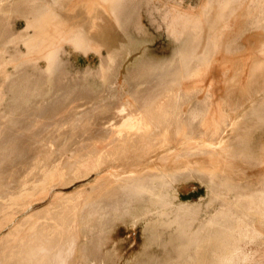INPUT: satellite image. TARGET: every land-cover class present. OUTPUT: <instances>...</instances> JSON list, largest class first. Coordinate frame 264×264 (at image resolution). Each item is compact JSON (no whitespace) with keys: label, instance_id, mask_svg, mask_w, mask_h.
Wrapping results in <instances>:
<instances>
[{"label":"rangeland","instance_id":"1","mask_svg":"<svg viewBox=\"0 0 264 264\" xmlns=\"http://www.w3.org/2000/svg\"><path fill=\"white\" fill-rule=\"evenodd\" d=\"M0 4V264H264V0Z\"/></svg>","mask_w":264,"mask_h":264},{"label":"bare ground","instance_id":"2","mask_svg":"<svg viewBox=\"0 0 264 264\" xmlns=\"http://www.w3.org/2000/svg\"><path fill=\"white\" fill-rule=\"evenodd\" d=\"M2 1V0H1ZM0 1V2H1ZM4 1V0H3ZM7 3V2H6ZM6 3H5V5H6ZM13 3V2H12ZM22 3V2H21ZM4 4V3H3ZM8 4V3H7ZM5 5H2V4H0V10H2L4 7H5ZM209 5V4H208ZM23 8V7H22ZM207 8V7H206ZM205 8V9H206ZM4 10V9H3ZM54 20V19H53ZM188 21V20H187ZM184 22V21H183ZM186 23H188V22H186ZM1 25H3V24H0V35L2 36V34H5V32H4V30L2 29V26ZM38 25V24H37ZM181 32V30H178V33H180ZM71 40V39H70ZM76 40H78V47L79 46H81V47H83V44H85V40H84V38H82L81 36H79V35H77V38H76ZM3 41H2V39L0 38V53H1V56H0V58H1V60H0V62H4V58H3V53H5V48L1 45V43H2ZM85 46V45H84ZM206 52V51H205ZM210 52V51H209ZM208 52V53H209ZM206 54V53H205ZM19 56V55H18ZM210 57V56H209ZM12 58L14 59V60H17V56L15 57V55H12ZM19 65V64H18ZM22 68V67H21ZM2 67H0V71L2 72ZM191 70V69H190ZM0 72V73H1ZM166 73V72H165ZM167 73H169L168 71H167ZM166 73V74H167ZM182 77H183V75H182ZM185 77V76H184ZM4 79V78H3ZM174 79V78H173ZM5 82V81H4ZM9 82V81H8ZM178 82V81H177ZM7 83V82H6ZM2 84L0 83V87H3V85L1 86ZM175 85V84H174ZM7 86V85H6ZM12 87H14V86H12ZM6 88V87H5ZM20 88V87H19ZM3 89V88H2ZM7 90V89H6ZM176 91H177V102L179 103V104H181L180 103V101H182V99L184 100V98L186 99V97H191V96H193V95H195L196 93H198V91H192V92H190V93H186V92H184L183 90H179L178 91V88H176ZM179 93H181V94H179ZM207 94V93H206ZM176 96V95H175ZM208 96L209 95H206V99L208 98ZM12 97H13V95H12ZM14 97H15V95H14ZM170 97V96H169ZM169 99V98H168ZM206 99H205V101H206ZM17 100V99H16ZM210 100V99H209ZM186 101V100H185ZM204 101V102H205ZM178 103H176V104H178ZM207 103V102H206ZM200 104V103H199ZM13 105V104H12ZM204 105H206V104H204ZM171 106H172V104H171ZM176 107H178V105L176 106ZM181 107V106H180ZM170 108V107H169ZM198 109V108H197ZM169 110V109H168ZM181 110V109H180ZM167 111V110H166ZM175 112V109L173 110V111H170L169 112V114L170 113H174ZM199 112H200V110H199ZM146 112H144V114H145ZM202 113V112H201ZM204 114V113H203ZM201 116V115H200ZM128 119H131V117H128ZM132 120V119H131ZM170 120H173V119H170ZM174 120H175V118H174ZM215 120V119H214ZM182 121H184V120H182ZM203 121V120H202ZM216 121V120H215ZM171 122V121H170ZM169 122V123H170ZM175 122V121H174ZM173 122V123H174ZM176 122L177 123H179V122H181L180 121V119H176ZM217 122V121H216ZM201 124H204L203 122L201 123ZM168 126H169V124H168ZM175 126H177L176 125V123H175ZM170 127H173V126H171V124H170ZM169 127V128H170ZM178 129H180V130H185V127L183 126V125H181L180 124V126H179V124H178ZM177 127H175V128H177ZM201 127V126H200ZM202 128V127H201ZM201 128H200V130H201ZM170 129H172V128H170ZM174 129V128H173ZM172 129V130H173ZM203 129V128H202ZM180 130H177L178 132H173V134L174 133H176V135H177V133L179 134V131ZM174 131V130H173ZM190 132H191V130H189ZM203 131H204V129H203ZM195 132V131H194ZM109 133H111V132H109ZM196 133V132H195ZM172 134V135H173ZM190 134V133H189ZM199 134V133H198ZM191 135V134H190ZM204 135H205V133H204ZM213 137L216 135H214V133L213 134H211ZM192 136V135H191ZM198 137V136H197ZM207 137V136H206ZM212 137V138H213ZM217 137V136H216ZM199 138V137H198ZM202 138V137H201ZM210 138V137H209ZM188 139V138H187ZM204 139H205V137H204ZM203 139V140H204ZM207 139V138H206ZM173 140V139H172ZM194 140H195V138H194ZM198 140V139H197ZM196 140V141H197ZM193 141V140H192ZM187 142H189V140L187 141ZM186 142V143H187ZM196 143V142H195ZM204 143H205V141H204ZM200 144V143H199ZM203 144V143H202ZM201 144V145H202ZM39 145V144H38ZM212 145V144H211ZM200 146V145H199ZM206 146V145H205ZM203 148V147H202ZM205 148V147H204ZM206 148H207V146H206ZM216 148V147H215ZM209 150H210V148H208ZM189 150V149H188ZM98 152V150H95L94 151V153H97ZM191 152V151H190ZM219 152V151H218ZM76 153L77 154H79V159L77 160V162L78 163H82L84 160H83V157L85 156V153H78L77 151H76ZM216 153V152H215ZM214 154V153H213ZM218 154V153H217ZM198 157V156H197ZM34 159V158H33ZM32 159V160H33ZM187 159H188V157H187ZM40 163H44L43 162V160H40V159H36V161L34 162H32V165L31 166H29V169L27 170V173L26 174H24V176H22L21 178H15L14 179V183L12 184V185H10V182H5V180H3V176L1 175L2 174V164L0 163V218L2 217V216H5V215H9V203H11V202H13V201H15L16 200V198L17 197H15L14 195V193H12V192H10V190L11 189H16V190H21V189H24V192H26V188H31V187H33V184H32V181L34 180L35 182V184L36 183H38L39 182V179H41L42 177H43V175L45 174V172L46 171H49L50 169H49V167H48V165H46V163H44V170H45V172H42L41 171V169H42V167H43V164L40 166ZM93 165L91 166V168H90V171H89V173H86V175H88V174H90L91 172H95V171H97L98 169H100V167H101V163H100V159L99 158H97L96 160H94L93 161ZM146 163H148V161L146 162ZM29 165V164H28ZM200 166V165H199ZM158 167V166H157ZM158 169H159V167H158ZM210 169V168H209ZM116 170V169H115ZM162 170V169H161ZM169 171V170H168ZM171 171V170H170ZM176 171V170H175ZM115 172V171H114ZM174 172V171H173ZM158 173H160L159 171H158ZM162 173V172H161ZM164 173H166V172H164ZM115 174V173H114ZM5 175H6V173H5ZM118 175H119V173H118ZM112 176V175H111ZM117 176V175H116ZM121 176V175H120ZM32 177H33V180H31L32 179ZM167 177V176H166ZM8 178V177H7ZM11 178H12V176H11ZM116 178V177H115ZM160 178V177H159ZM162 178V177H161ZM9 179V178H8ZM113 179V178H112ZM167 179V178H166ZM108 180V179H107ZM117 180H120V179H117ZM116 180V181H117ZM168 180H170V179H168ZM159 181V180H158ZM29 182H31V185L30 184H27V183H29ZM155 182V181H154ZM110 183V182H109ZM114 183H116V182H114ZM8 184H9V188H8ZM160 186V188L161 187H165V186H167L168 185V181L167 180H165V179H163L162 181H160L159 183H158ZM115 185H117V183L115 184ZM113 186V185H112ZM109 187V186H108ZM114 187V186H113ZM110 188H111V186H110ZM8 189H9V191H8ZM109 189V188H108ZM112 189V188H111ZM117 189V188H116ZM157 189V188H156ZM115 190V189H114ZM118 190V189H117ZM262 191V190H261ZM108 192V191H107ZM115 192V191H114ZM113 191L111 192V190H110V192H109V195H108V199L110 200V199H112V202L115 200V198H113V197H115L116 196V194L114 193ZM157 192V191H156ZM102 193V192H101ZM160 193V192H159ZM114 194H115V196H114ZM17 195V194H16ZM252 195V194H251ZM17 196H19V195H17ZM162 198V197H161ZM103 203H105V201L103 202ZM107 203H108V200H107ZM97 204H99V203H97ZM106 204V203H105ZM107 205V204H106ZM113 207V206H112ZM28 208H30V206L28 205L27 206V208L26 209H21V210H19L18 211V213L19 214H21V216H23L25 213V211L28 209ZM101 208V207H100ZM8 209V210H7ZM4 210L6 211L7 210V213H5L4 212ZM102 210H103V208H102ZM106 210V209H105ZM114 211V210H113ZM226 212H228V211H226ZM262 215V214H261ZM18 216V215H17ZM14 219H16V218H14ZM95 219V218H94ZM263 222V221H262ZM9 225V224H8ZM7 225V226H8ZM5 228V227H4ZM255 230V229H254ZM254 233V232H253ZM244 235V234H243ZM241 236H242V234H241ZM229 257V256H228ZM44 264H46V261L44 262Z\"/></svg>","mask_w":264,"mask_h":264},{"label":"crops","instance_id":"3","mask_svg":"<svg viewBox=\"0 0 264 264\" xmlns=\"http://www.w3.org/2000/svg\"><path fill=\"white\" fill-rule=\"evenodd\" d=\"M48 10H50V8H48ZM255 11V12H254ZM253 12V14H252V16L254 17V15L257 13V11L256 10H253L252 11ZM252 17V18H253ZM52 18V17H51ZM54 23L55 22H53V24L52 25H54ZM49 27V26H48ZM51 28V27H50ZM46 29H48V28H46ZM263 30H264V28H263ZM262 43H263V45H264V36H263V38H262ZM215 44V48H217V43H214ZM92 50H95L94 48L92 49ZM91 50V51H92ZM97 51V50H96ZM216 54H217V52L216 53H213V59L215 60V56H216ZM258 55V54H257ZM257 55H256V57H257ZM211 57V56H210ZM251 66H252V64H251ZM251 66H250V69H249V71L251 70ZM205 71H204V68H203V70H201L200 71V74H203ZM260 146H263L264 147V144H261ZM263 158H264V156H262Z\"/></svg>","mask_w":264,"mask_h":264}]
</instances>
